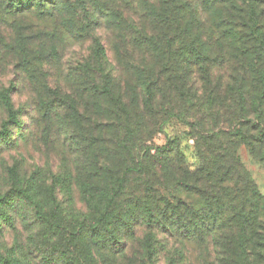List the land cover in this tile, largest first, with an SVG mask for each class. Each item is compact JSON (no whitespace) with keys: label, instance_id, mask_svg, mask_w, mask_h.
Instances as JSON below:
<instances>
[{"label":"trees","instance_id":"16d2710c","mask_svg":"<svg viewBox=\"0 0 264 264\" xmlns=\"http://www.w3.org/2000/svg\"><path fill=\"white\" fill-rule=\"evenodd\" d=\"M246 1L195 0L210 13V26L205 28L187 1L147 0L149 11L144 10L154 20L149 30L98 4L103 16L96 12V19L117 18L123 26L120 38L155 57L158 66H150L149 61L132 67L125 61L135 80L128 79L124 88L111 87L107 77L98 86L93 76L88 77L93 86H85L90 97L86 109L97 119L82 134L83 126L74 116L80 109L73 110L71 117L81 129L73 130L68 139L76 131L87 138L86 149H91L96 164L88 158L93 180L102 185L104 202L97 215L75 224L71 221L74 225L55 216L49 226L58 233L63 230L64 246L62 250L57 246L49 261L41 255V263L97 264V253L103 261L121 257L122 264H146L143 255L131 257L140 233L146 232V236L159 233L183 245L194 243L204 264H264V194L239 156V149L246 146L264 164V3ZM29 3L1 0L0 14L18 15L34 7ZM23 47L21 54L26 53ZM102 48L99 55L103 56ZM216 61L233 69H229L228 88L207 82L202 95H196L197 103L190 102L188 70L198 68L206 75ZM1 98L11 123L20 127L10 89ZM229 111L227 120L219 122L223 114L218 113ZM231 116L238 121L235 130L218 127L229 122L232 127ZM173 117L191 127L187 144L174 138L161 148L147 146L143 139L152 136L160 119ZM110 129L116 135L106 139ZM98 191L92 186L89 195ZM18 194L24 197L23 192ZM37 211L43 215L39 205ZM140 242L149 254L151 241ZM212 247L218 249L214 260ZM22 258L28 264L29 259Z\"/></svg>","mask_w":264,"mask_h":264},{"label":"rangeland","instance_id":"374dc122","mask_svg":"<svg viewBox=\"0 0 264 264\" xmlns=\"http://www.w3.org/2000/svg\"><path fill=\"white\" fill-rule=\"evenodd\" d=\"M28 1V6L34 7L23 13L0 14V264H27L23 255L29 259L28 264H44L40 256L49 261L57 246L62 250L66 239L63 230L58 233L50 228L52 219L61 216L68 224H75L97 215L104 202L102 185L93 180L94 168L89 159L94 167L96 164L89 154L91 149H86L87 138L76 131V136L68 139L73 130L81 129L71 117L73 110L81 111L77 110L74 116L83 126L82 134L97 119V114L86 109L90 106V97L85 86L91 89L93 86L88 77L93 76L98 86L107 77L111 87L124 88L128 79L135 80L131 70L127 71L125 61H130L132 67L149 61L150 66H158L155 57L143 54L120 38L123 26L117 18L96 19V12L103 16L98 4H104L112 13L120 12L129 23L135 20L138 27L149 30L154 20L147 12L150 7L147 0H21ZM183 1L199 16L203 27L210 26L209 12L196 5L195 0H190L192 6L188 0ZM20 44L26 46L23 47L25 54H21ZM101 48L105 52L103 56L99 55ZM229 69L233 72L223 62H214L206 74L209 81L200 69L188 70L185 81L186 95L192 97L190 102L197 103L196 95H202L207 82L227 89L232 79ZM9 89L20 127L11 123L1 98ZM96 102L107 107L104 101ZM231 111L218 113L223 114L219 122H225ZM231 118L232 127H229L231 122L218 127L235 130L238 121ZM190 133L191 127L177 117L161 118L153 127L152 136H145L143 141L147 146L161 148L169 140L179 138L184 145ZM115 135L110 129L104 137ZM188 144L191 146L193 140L189 138ZM108 145L111 146L109 141ZM81 151L85 154L78 157ZM239 156L264 194V164L246 146L239 149ZM92 186L99 189L94 196L89 195ZM38 205L43 215H38ZM65 221L63 226L69 228ZM139 236L140 240L132 247V259L143 255L146 264H204L194 243L183 245L159 233L146 236V232H141ZM142 240L143 243L151 241L149 254ZM216 250L211 248V259L216 257ZM96 255L97 264L124 262L121 257L103 261Z\"/></svg>","mask_w":264,"mask_h":264}]
</instances>
